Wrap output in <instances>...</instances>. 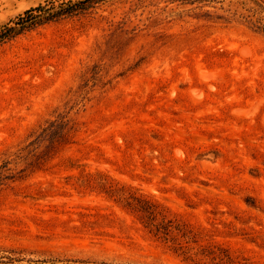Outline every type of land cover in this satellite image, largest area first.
<instances>
[{
  "label": "rangeland",
  "instance_id": "374dc122",
  "mask_svg": "<svg viewBox=\"0 0 264 264\" xmlns=\"http://www.w3.org/2000/svg\"><path fill=\"white\" fill-rule=\"evenodd\" d=\"M251 5L108 0L0 44V264H264ZM52 120L65 139L23 151Z\"/></svg>",
  "mask_w": 264,
  "mask_h": 264
},
{
  "label": "trees",
  "instance_id": "16d2710c",
  "mask_svg": "<svg viewBox=\"0 0 264 264\" xmlns=\"http://www.w3.org/2000/svg\"><path fill=\"white\" fill-rule=\"evenodd\" d=\"M108 0H46L37 6L25 10L15 18L0 25V44L18 36L26 30L35 26L44 24L48 21L57 20L63 16H75L85 14L97 9L101 4ZM139 3L145 0H137ZM167 3H178L184 6H192L193 9L217 8L218 4L223 5L226 0H164ZM251 6L245 8V12L239 14L240 17L252 26L258 32L264 34V0H250ZM237 12L234 13L236 15ZM206 16H212L210 9H206ZM218 18H221L218 16ZM64 123L58 120L49 121L44 127H41L34 138L22 148L28 150V154L38 157L36 152L44 142L63 141L65 134L63 132ZM19 157V156H18ZM10 160H5L0 165V187L7 181L14 180L15 175L9 168ZM139 210L146 211L153 215V208L140 207ZM11 252H15L11 250ZM15 259L14 257H10ZM1 259V257H0Z\"/></svg>",
  "mask_w": 264,
  "mask_h": 264
}]
</instances>
